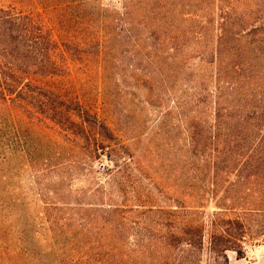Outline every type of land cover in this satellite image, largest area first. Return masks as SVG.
<instances>
[{
  "label": "trees",
  "instance_id": "1",
  "mask_svg": "<svg viewBox=\"0 0 264 264\" xmlns=\"http://www.w3.org/2000/svg\"><path fill=\"white\" fill-rule=\"evenodd\" d=\"M78 1L48 0L57 19L0 5L5 157L16 144L36 173L72 166L119 188L132 171L152 179L109 100L99 94L91 102L53 85L75 64L95 63L99 83L124 78L121 66L137 89L165 93L155 135L170 134L166 120L179 129L175 143L163 138L173 150L166 158L172 182L160 187L167 181L153 179L155 197L136 204L151 213L161 249L186 253L176 264H192L205 248L225 260L226 251L242 258L247 244H264V0H123L121 11ZM38 126L53 134L41 133L49 148L20 137ZM210 203L215 210L204 220ZM171 255L162 256L165 264H173Z\"/></svg>",
  "mask_w": 264,
  "mask_h": 264
},
{
  "label": "rangeland",
  "instance_id": "2",
  "mask_svg": "<svg viewBox=\"0 0 264 264\" xmlns=\"http://www.w3.org/2000/svg\"><path fill=\"white\" fill-rule=\"evenodd\" d=\"M122 1L94 0L91 8L121 11ZM75 3L82 4L78 0ZM8 4L43 19H57L48 0H0V5ZM79 11H83L82 5ZM59 28L60 25L56 33L61 34ZM114 49L118 54L119 45L114 44ZM124 60L128 65V54ZM120 69L118 66L117 71L124 72V78L99 83L95 63L75 64L71 75L54 79L53 85L91 102L99 94L109 100L123 139L135 149L141 168L152 179L138 178L132 171V177L124 178L119 188L106 175L86 177L72 166L56 172L41 167L44 171L36 173L16 144L11 146L14 154L5 157L6 130L0 121V264H165L162 256L171 255L154 239L151 213L136 204L159 190L152 185L153 179L167 181L157 184L160 187L172 182L173 176L167 177L166 158L173 150L171 145L163 144V138L172 136L175 143L179 129L173 121L166 120L163 133L170 134L155 135L159 115L156 111L166 99L165 93H159L158 88L157 95L150 96L149 91L134 87L129 70ZM98 112L102 114V110ZM29 131L23 130L20 137L24 135L35 148L48 144L43 143L42 132L53 135L42 126ZM101 163L107 161L101 159ZM94 168L101 171L100 162ZM204 210L207 220L215 209L210 203ZM225 255V260L214 257L205 248L199 260L197 254L192 256L196 259L192 264H264V244H247L242 258L232 251ZM184 256L186 253L177 252L169 262L182 263Z\"/></svg>",
  "mask_w": 264,
  "mask_h": 264
}]
</instances>
